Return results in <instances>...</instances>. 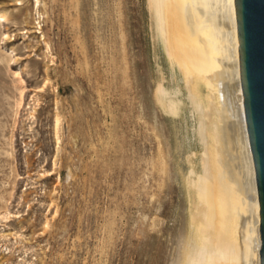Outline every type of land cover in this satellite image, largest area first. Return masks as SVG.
<instances>
[{"label":"rangeland","instance_id":"374dc122","mask_svg":"<svg viewBox=\"0 0 264 264\" xmlns=\"http://www.w3.org/2000/svg\"><path fill=\"white\" fill-rule=\"evenodd\" d=\"M148 1L0 0V264H183L200 146Z\"/></svg>","mask_w":264,"mask_h":264},{"label":"bare ground","instance_id":"6f19581e","mask_svg":"<svg viewBox=\"0 0 264 264\" xmlns=\"http://www.w3.org/2000/svg\"><path fill=\"white\" fill-rule=\"evenodd\" d=\"M148 2L166 57L180 74L194 121L193 136L200 146L194 153L198 169L190 168V240L183 264H262L237 0ZM0 19L7 21V15L0 13ZM45 87L36 92H44ZM155 91L164 110L177 115L182 105L178 93H170L162 84ZM58 125L59 118L57 130Z\"/></svg>","mask_w":264,"mask_h":264},{"label":"water","instance_id":"95a60500","mask_svg":"<svg viewBox=\"0 0 264 264\" xmlns=\"http://www.w3.org/2000/svg\"><path fill=\"white\" fill-rule=\"evenodd\" d=\"M245 120L253 156L264 264V0H237Z\"/></svg>","mask_w":264,"mask_h":264}]
</instances>
